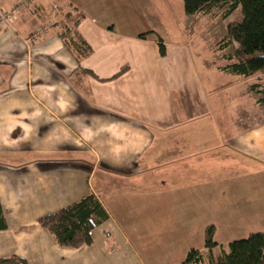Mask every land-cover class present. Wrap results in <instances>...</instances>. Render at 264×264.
<instances>
[{
	"label": "crops",
	"instance_id": "crops-1",
	"mask_svg": "<svg viewBox=\"0 0 264 264\" xmlns=\"http://www.w3.org/2000/svg\"><path fill=\"white\" fill-rule=\"evenodd\" d=\"M118 1L29 0L0 23V259L181 264L210 226L219 245L264 233L256 78L197 65L187 44L164 37L150 0ZM70 14L83 15L74 39L86 57L63 39ZM91 193L109 219L91 245L62 247L39 220Z\"/></svg>",
	"mask_w": 264,
	"mask_h": 264
},
{
	"label": "trees",
	"instance_id": "trees-1",
	"mask_svg": "<svg viewBox=\"0 0 264 264\" xmlns=\"http://www.w3.org/2000/svg\"><path fill=\"white\" fill-rule=\"evenodd\" d=\"M187 16L193 17L209 13L214 7H221L226 18L241 8L242 21L228 26L225 44L222 50L229 49L233 43L238 44L228 60L225 70L228 73L245 78L264 77V0H183ZM70 24L63 36L70 52L79 57L91 53L90 46L82 40H75L76 27L83 15L70 14ZM73 18V19H72ZM161 54L165 47L159 40ZM71 44L73 48H71ZM125 69L117 74L118 77ZM85 74L100 80L91 71ZM105 81V80H100ZM250 89L260 95V104H264V82L253 84ZM109 219L103 205L94 194H89L59 212L42 217L39 225L47 229L62 247L78 249L93 242L92 231ZM5 214L0 204V231L6 230ZM215 227L210 226L205 234L203 250H192L181 264H264V233L251 234L248 238L230 242L227 245L214 241ZM219 249V256H213V250ZM0 264H28L26 260L13 256L0 259Z\"/></svg>",
	"mask_w": 264,
	"mask_h": 264
},
{
	"label": "rangeland",
	"instance_id": "rangeland-1",
	"mask_svg": "<svg viewBox=\"0 0 264 264\" xmlns=\"http://www.w3.org/2000/svg\"><path fill=\"white\" fill-rule=\"evenodd\" d=\"M55 3L60 7L66 6L65 0H57ZM150 3H152L153 12H156L157 18L155 19L160 25L159 30L162 31L164 37L187 44L197 65L203 63V60L208 63L216 62V68L219 65L225 67L228 64V60L224 57L233 55L238 44L233 43L229 49L222 50L221 48L225 44L228 26L242 21L241 8L227 18L225 10L221 7H214L206 14L189 17L185 13L183 0L179 2V6L178 1L174 0L172 12H169L166 6L169 0H150ZM119 4L124 5L125 3L121 0ZM156 8L158 9L156 10ZM28 9L27 7L24 12ZM90 9H93V5L90 6ZM36 32L37 30L34 35L38 36ZM71 48H73L72 44ZM213 74L215 79L221 83L230 79V76L225 73L222 75L219 71H213ZM258 82H264V77H256V83Z\"/></svg>",
	"mask_w": 264,
	"mask_h": 264
},
{
	"label": "built area",
	"instance_id": "built-area-1",
	"mask_svg": "<svg viewBox=\"0 0 264 264\" xmlns=\"http://www.w3.org/2000/svg\"><path fill=\"white\" fill-rule=\"evenodd\" d=\"M29 0H20L18 5L11 11L2 10L0 8V23H8L13 22V20L17 17L18 14L25 11L28 7ZM47 28H38L36 34L42 36L46 33Z\"/></svg>",
	"mask_w": 264,
	"mask_h": 264
}]
</instances>
